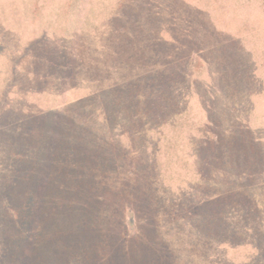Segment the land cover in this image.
<instances>
[{
    "label": "rangeland",
    "instance_id": "rangeland-1",
    "mask_svg": "<svg viewBox=\"0 0 264 264\" xmlns=\"http://www.w3.org/2000/svg\"><path fill=\"white\" fill-rule=\"evenodd\" d=\"M250 259L264 0H0V264Z\"/></svg>",
    "mask_w": 264,
    "mask_h": 264
},
{
    "label": "trees",
    "instance_id": "trees-1",
    "mask_svg": "<svg viewBox=\"0 0 264 264\" xmlns=\"http://www.w3.org/2000/svg\"><path fill=\"white\" fill-rule=\"evenodd\" d=\"M169 92V100H175L176 98H175V96L177 95V94H174L173 93V90H172V88H170V91H168ZM160 98H161V100H164L163 98H165V96H164V94H160ZM169 110H175V107L173 106V108L171 107L170 109H168V111ZM167 114V113H166ZM167 116H169V115H164V117H163V119H164V121L165 120H168V118H167ZM165 118H167V119H165ZM162 118H160L159 117V119L158 120H161ZM162 119V120H163ZM176 156L178 157V161H181V164H186L188 161H189V159H186V157H185V155H184V153L183 152H181V151H179V152H176ZM179 166H183V165H179ZM61 170V168H58V169H56V171H60ZM112 175V174H111ZM113 176H117V177H121L122 176V173H116V175H113ZM151 176L149 175L148 176V178H150ZM151 179V178H150ZM200 179H203V178H200ZM203 184H205L204 183V181H199V182H197V183H195V187H198L197 185H203ZM153 186H154V191H158L159 190V188L160 187H158L157 186V183L155 182L154 184H153ZM178 190L177 191H175L176 192V198H181L183 195H185V196H189L188 194H186V192L182 189V187H178L177 188ZM159 192L160 191H158V194H159ZM182 193V194H181ZM165 195V192H164V190H161V192H160V194L158 195V196H156L155 198H157V197H162V196H164ZM175 206H176V208H177V204H175ZM176 217V219H177V216H175ZM225 233H223V235H224ZM218 235V234H217ZM221 237H222V235H220ZM214 237H212L211 239H209L208 240V242L209 243H211V242H214ZM204 241H206V239H204ZM223 241H228V240H223ZM222 241V242H223ZM197 243H199L198 241H196ZM221 242V243H222ZM194 249H197V247H194ZM196 255H200V254H202L203 253V250H194L193 251ZM97 256H98V258H100V255H98L97 254ZM251 259L250 260H247V262H249V264H251Z\"/></svg>",
    "mask_w": 264,
    "mask_h": 264
}]
</instances>
